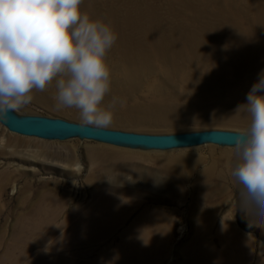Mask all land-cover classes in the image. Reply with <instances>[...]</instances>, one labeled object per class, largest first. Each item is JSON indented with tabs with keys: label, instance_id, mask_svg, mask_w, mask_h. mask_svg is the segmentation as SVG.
I'll use <instances>...</instances> for the list:
<instances>
[{
	"label": "rangeland",
	"instance_id": "obj_1",
	"mask_svg": "<svg viewBox=\"0 0 264 264\" xmlns=\"http://www.w3.org/2000/svg\"><path fill=\"white\" fill-rule=\"evenodd\" d=\"M106 1L99 0L101 13L108 11L104 5ZM119 60L120 57L110 54L107 62L110 67H116ZM116 75H121V71L116 70L111 76ZM261 76L264 70L233 73L229 75L228 84H220L218 80L210 93L204 88L208 83L199 86L185 83L179 75L173 81L164 77L159 80L162 89L158 94L149 91V79L145 78L133 90L123 85L112 86L102 107H110L113 97L124 101L114 109V120L108 128L146 133L209 128L246 131L249 126L246 97L252 82ZM54 83L55 80L51 85L56 88ZM190 87L198 88L192 91ZM245 87L248 93L234 94ZM34 92L33 101L13 113L83 122L75 108L57 110V89ZM197 92L200 95H196ZM111 149L127 154H117ZM171 153H190L199 158L186 179L168 162L166 155ZM237 162L235 145L203 143L179 148H150L68 131L25 135L10 130L0 121V257L10 246L25 247L27 258L19 264H28L33 262L34 255L40 251L50 252L51 246L63 239L64 249L52 254L49 260L62 257L64 264H110L112 258L105 253L108 251L113 256L123 241L125 227L143 209H155L172 214L173 221L169 234H158V247L162 250L160 255L158 251V261L153 264H196L191 258L199 253V247H193L192 243L205 237L219 249L222 237L219 227L226 223L247 237L250 263L260 264L264 261V225L250 226L252 217L239 208L231 174ZM40 190L64 200L66 205L58 219L64 225L54 232L47 227L42 243L35 231L29 232L28 227L21 224L24 217L31 220L30 225L37 222L28 214V208ZM105 195L115 197L116 205L130 208L131 215L125 225L111 234L91 235L90 244L66 246L70 238L80 236L69 232L78 219L77 215L67 219L69 213L77 210L80 216ZM21 198L23 200L19 201ZM212 208L216 211L215 226L211 231L196 232L193 228L200 224L198 213ZM0 264H4L2 259Z\"/></svg>",
	"mask_w": 264,
	"mask_h": 264
},
{
	"label": "bare ground",
	"instance_id": "obj_2",
	"mask_svg": "<svg viewBox=\"0 0 264 264\" xmlns=\"http://www.w3.org/2000/svg\"><path fill=\"white\" fill-rule=\"evenodd\" d=\"M104 5L108 7L107 13L99 11V0H83L81 8L92 18L110 23L118 34L106 58L108 60L110 54L120 57L116 67H110L111 75L116 70L121 71V75L111 76L112 86L123 85L127 90H133L147 78L149 91L158 94L162 89L160 78L173 81L179 75L185 83L199 86L208 83L204 88L210 93L215 82L219 80L220 84H228L229 75L233 73L264 70V0H107ZM259 79L257 77L252 84ZM51 84L47 90L57 89ZM197 88L190 87L192 91ZM248 91L245 87L234 94L239 96ZM196 95L200 94L197 92ZM111 150L127 154L126 151ZM166 158L184 179L199 160L197 155L190 153H171ZM35 198L36 202L31 200L29 203L28 214L37 222L30 225L31 220L24 217L21 224L28 227L29 232L35 231L42 243L47 227L54 232L64 225L58 219L66 205L64 200L60 201L43 190ZM116 200L105 195L80 216L77 210L70 212L67 219L76 215L78 219L69 232L80 236L70 238L66 246L90 244L91 235L111 234L124 226L131 210L116 205ZM215 214V208L206 213L199 212L200 224L193 229L196 232L211 231L216 222ZM172 221V214L143 209L125 227L123 241L113 256L106 251L105 255L112 258L110 264L156 263L162 250L158 247V234H169ZM226 224L219 227L222 235L220 248L216 249L213 243L202 237L192 243L193 247H199V253L191 260L196 264H251L248 243L245 242L247 237ZM64 243L63 239H58L50 252L40 251L28 264H64L62 257L48 259L64 249ZM25 251V247L10 246L0 259L4 264H19L27 258Z\"/></svg>",
	"mask_w": 264,
	"mask_h": 264
},
{
	"label": "clouds",
	"instance_id": "obj_3",
	"mask_svg": "<svg viewBox=\"0 0 264 264\" xmlns=\"http://www.w3.org/2000/svg\"><path fill=\"white\" fill-rule=\"evenodd\" d=\"M83 0H0V121L30 104L55 80L56 108H75L84 125L108 128L119 97L107 56L118 34L82 11ZM249 126L236 138L232 170L239 208L264 225V76L246 97Z\"/></svg>",
	"mask_w": 264,
	"mask_h": 264
},
{
	"label": "water",
	"instance_id": "obj_4",
	"mask_svg": "<svg viewBox=\"0 0 264 264\" xmlns=\"http://www.w3.org/2000/svg\"><path fill=\"white\" fill-rule=\"evenodd\" d=\"M10 130L25 135H43L54 131H68L89 138L130 144L150 148H179L203 143L235 145L236 138L245 131L209 128L176 133H146L115 128H98L83 122L44 115L18 116L10 113V118L1 121Z\"/></svg>",
	"mask_w": 264,
	"mask_h": 264
}]
</instances>
